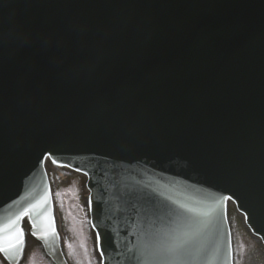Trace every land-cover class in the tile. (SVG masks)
Instances as JSON below:
<instances>
[{
	"label": "water",
	"instance_id": "95a60500",
	"mask_svg": "<svg viewBox=\"0 0 264 264\" xmlns=\"http://www.w3.org/2000/svg\"><path fill=\"white\" fill-rule=\"evenodd\" d=\"M257 1L231 16L239 0H0V228L49 193L42 166L55 153L56 166L89 172V196L107 202L96 220L89 209L91 228L116 237L133 216L107 211L120 164L158 172L171 160L163 99L177 96L174 114L186 94L227 84L192 58L179 72L195 29L235 49L230 28L251 22Z\"/></svg>",
	"mask_w": 264,
	"mask_h": 264
},
{
	"label": "snow or ice",
	"instance_id": "6c2138e0",
	"mask_svg": "<svg viewBox=\"0 0 264 264\" xmlns=\"http://www.w3.org/2000/svg\"><path fill=\"white\" fill-rule=\"evenodd\" d=\"M50 154L53 156V163L56 164V154ZM61 166L71 167L69 164H63ZM74 170L76 172H82L85 176H89V172L87 170L79 167ZM113 172L118 176L119 173L116 170L115 165H113ZM112 186L115 188L114 195L116 199L126 205H129L134 212L137 211L138 204L141 208L145 209V211L149 210L146 207L149 205H151L152 211H160V209L155 208L151 199L144 194L129 190L122 191L120 188V181L118 179L114 181ZM104 191H107V189H104ZM57 195H59V193H57ZM49 199L50 192L46 193L45 196L36 204L26 207L7 226L0 228V253H4L8 259H15L17 256L22 255L25 247V232L23 228L18 225L22 218L31 216L34 212L36 214V218L32 223V235L34 237L37 236V232L40 230L37 225V220L41 217H43L44 228L43 234L40 238L47 236L49 234V230L51 231V234L57 235L55 221L48 208ZM223 199L231 200L233 197L232 195H228L223 197ZM94 203L96 205V210L93 211V219L96 220L99 216L104 214V205L107 203L103 198V192L101 193L100 200H96L94 195L89 196L88 206L90 210L92 209ZM37 209H40V211H36ZM245 214L251 224L253 216L252 212L245 210ZM92 228L96 230L94 252L98 255L97 264H109V262L115 258L110 255V251L115 253L117 257L121 255L117 241L114 236L111 241H109L107 239L109 236L108 230L101 228L99 224L93 223ZM254 231L257 233L259 239L264 240V235H260L259 231L256 230L255 227ZM4 233L8 234L5 235ZM150 239L152 241L150 244L141 245L139 247L134 245L133 248L128 249V252L130 253V255L126 257L128 264H142V261L156 262V264H190L192 260L197 258V254L202 251V249L197 246L195 233L191 230L190 226L172 230L163 237H161L159 233H154L151 235ZM228 256L229 260L227 264H236V253L231 249V245H229ZM117 264H119L118 260Z\"/></svg>",
	"mask_w": 264,
	"mask_h": 264
},
{
	"label": "rangeland",
	"instance_id": "374dc122",
	"mask_svg": "<svg viewBox=\"0 0 264 264\" xmlns=\"http://www.w3.org/2000/svg\"><path fill=\"white\" fill-rule=\"evenodd\" d=\"M65 180L62 183H59L58 181H56V184H62V190L64 191L66 188V185H64ZM66 184V183H65ZM237 231H236V241H237V245L241 246V245H247L250 246L252 249H249V263H252V253L254 254V252L261 258V260L264 263V254L258 250V248L256 249V244L250 239V235L245 231L244 227L242 226V224L240 222L237 223ZM253 243V244H252Z\"/></svg>",
	"mask_w": 264,
	"mask_h": 264
},
{
	"label": "flooded vegetation",
	"instance_id": "af4514ba",
	"mask_svg": "<svg viewBox=\"0 0 264 264\" xmlns=\"http://www.w3.org/2000/svg\"><path fill=\"white\" fill-rule=\"evenodd\" d=\"M72 242H73V239H72V241H71V245H72ZM71 245H70V246H71Z\"/></svg>",
	"mask_w": 264,
	"mask_h": 264
}]
</instances>
